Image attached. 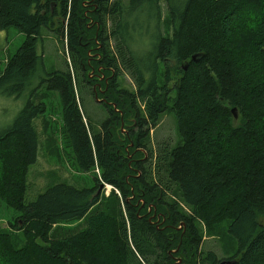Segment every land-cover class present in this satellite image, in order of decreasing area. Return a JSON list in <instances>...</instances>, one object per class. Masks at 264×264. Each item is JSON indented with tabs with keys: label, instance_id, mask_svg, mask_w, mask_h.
<instances>
[{
	"label": "trees",
	"instance_id": "16d2710c",
	"mask_svg": "<svg viewBox=\"0 0 264 264\" xmlns=\"http://www.w3.org/2000/svg\"><path fill=\"white\" fill-rule=\"evenodd\" d=\"M12 28L25 39L0 96L23 108L0 130V203L18 216L0 228V264H264V0H0V30ZM44 30L64 70L46 71ZM103 77L96 130L82 96ZM43 87L60 97L77 168L95 177L27 204ZM166 114L179 142L155 148ZM205 234L226 258L201 251Z\"/></svg>",
	"mask_w": 264,
	"mask_h": 264
},
{
	"label": "rangeland",
	"instance_id": "374dc122",
	"mask_svg": "<svg viewBox=\"0 0 264 264\" xmlns=\"http://www.w3.org/2000/svg\"><path fill=\"white\" fill-rule=\"evenodd\" d=\"M163 15L166 16V7L162 5ZM44 42L39 46L38 51L44 56V64L47 72L61 71L65 69V61L68 59L65 54L64 47L60 43L57 36L48 31H43ZM25 36L20 34L16 29L12 28L8 32L0 30V76L11 56L21 47ZM107 77V76H106ZM106 77L96 82L94 86L83 92V103L81 108L88 119V123L99 130L100 125L108 118V112L103 106V96ZM103 82V83H102ZM176 82L173 78L170 87L172 88ZM121 88L129 91L135 90L134 81L127 73H123L118 79ZM81 96V94H80ZM36 104L45 108V113L40 115L34 122L39 134V153L37 163L30 168L28 174V191L26 195V203L29 204L36 200L48 187L65 183L77 188H90L93 186L94 173H81L72 155L71 150L67 146L63 136L62 121V104L60 97L55 92H48L43 87L37 99ZM20 100L7 99L0 96V130L7 128L15 119L17 114L23 108H20ZM102 103V104H101ZM106 105V104H104ZM24 106V104H23ZM116 109V108H115ZM238 118L235 124H238ZM179 142L176 129V123L172 115L166 114L161 119L159 125L152 131V143L155 148L163 144L174 147ZM131 157V156H130ZM96 174L99 170L96 169ZM103 194H110L112 187L102 185ZM108 192V193H107ZM18 214L12 209L7 208L0 203V228L5 231H11V225L17 219ZM78 223L67 225V228L75 227ZM221 236L204 235L203 246L201 251H213L220 259L226 258L223 252ZM177 264H182L178 261Z\"/></svg>",
	"mask_w": 264,
	"mask_h": 264
},
{
	"label": "water",
	"instance_id": "95a60500",
	"mask_svg": "<svg viewBox=\"0 0 264 264\" xmlns=\"http://www.w3.org/2000/svg\"><path fill=\"white\" fill-rule=\"evenodd\" d=\"M236 110H233V113H235ZM235 118H237V115H235ZM221 264H231L230 262H223Z\"/></svg>",
	"mask_w": 264,
	"mask_h": 264
},
{
	"label": "built area",
	"instance_id": "2783aa9c",
	"mask_svg": "<svg viewBox=\"0 0 264 264\" xmlns=\"http://www.w3.org/2000/svg\"><path fill=\"white\" fill-rule=\"evenodd\" d=\"M108 193V192H107Z\"/></svg>",
	"mask_w": 264,
	"mask_h": 264
}]
</instances>
